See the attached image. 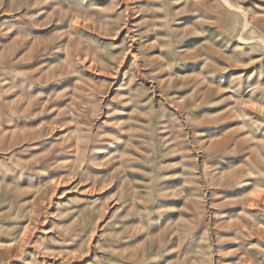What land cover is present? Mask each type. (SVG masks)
<instances>
[{"label": "rangeland", "instance_id": "374dc122", "mask_svg": "<svg viewBox=\"0 0 264 264\" xmlns=\"http://www.w3.org/2000/svg\"><path fill=\"white\" fill-rule=\"evenodd\" d=\"M0 264H264V0H0Z\"/></svg>", "mask_w": 264, "mask_h": 264}]
</instances>
